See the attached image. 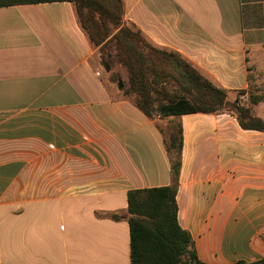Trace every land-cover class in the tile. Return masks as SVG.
Listing matches in <instances>:
<instances>
[{
    "label": "crops",
    "instance_id": "1",
    "mask_svg": "<svg viewBox=\"0 0 264 264\" xmlns=\"http://www.w3.org/2000/svg\"><path fill=\"white\" fill-rule=\"evenodd\" d=\"M122 1L127 25L264 121L249 102L264 96V0ZM78 24L69 2L0 7V264H130L127 193L170 182L154 122L113 96ZM179 119L177 220L198 262H264V133Z\"/></svg>",
    "mask_w": 264,
    "mask_h": 264
},
{
    "label": "trees",
    "instance_id": "2",
    "mask_svg": "<svg viewBox=\"0 0 264 264\" xmlns=\"http://www.w3.org/2000/svg\"><path fill=\"white\" fill-rule=\"evenodd\" d=\"M69 2L78 25L99 50L103 62L127 73L121 98L132 103L162 136L170 164L169 185L127 193L125 220L129 228L130 264H200L194 243L177 220L176 193L181 167L182 127L179 116L189 113L228 114L243 130L264 133V121L228 93L215 87L179 53L158 48L124 20L122 0H0V7ZM172 84L170 94L166 86ZM240 92L239 94H241ZM264 96H250V104ZM113 220L118 213L108 215ZM264 264V262L235 263Z\"/></svg>",
    "mask_w": 264,
    "mask_h": 264
},
{
    "label": "rangeland",
    "instance_id": "3",
    "mask_svg": "<svg viewBox=\"0 0 264 264\" xmlns=\"http://www.w3.org/2000/svg\"><path fill=\"white\" fill-rule=\"evenodd\" d=\"M103 71L104 70L102 69V72ZM105 77L108 79V82H109L108 87L110 91L112 92L113 96L120 97L121 89H118V81H121L122 85L126 84V81H127L126 70L123 67L113 64V65H110V71L107 73L106 76H104V78ZM166 89L170 94L175 92V90L177 91V89L173 88L172 84H168V86H166Z\"/></svg>",
    "mask_w": 264,
    "mask_h": 264
},
{
    "label": "water",
    "instance_id": "4",
    "mask_svg": "<svg viewBox=\"0 0 264 264\" xmlns=\"http://www.w3.org/2000/svg\"><path fill=\"white\" fill-rule=\"evenodd\" d=\"M103 67H104L105 72L108 73L110 71V66L106 62H103ZM121 88H122V83L121 81H118V89H121Z\"/></svg>",
    "mask_w": 264,
    "mask_h": 264
}]
</instances>
